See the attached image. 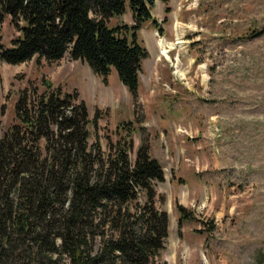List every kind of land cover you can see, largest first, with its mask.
<instances>
[{
    "label": "rangeland",
    "instance_id": "1",
    "mask_svg": "<svg viewBox=\"0 0 264 264\" xmlns=\"http://www.w3.org/2000/svg\"><path fill=\"white\" fill-rule=\"evenodd\" d=\"M171 1L170 17L159 26L179 34L169 33L166 41L173 44L177 35L182 44L175 54L172 46L167 59L177 80L162 87L157 104L145 95V103L140 96L135 106L114 68L104 82L68 55L56 63L0 62V137L15 121L18 94L30 83L40 92L48 86L77 91L91 122L99 113L97 127H88L89 144L97 142L105 155L109 141L123 142L126 129L117 126L142 119L130 128L131 158L145 140L164 169L165 181L155 184L157 207L169 216L162 260L264 264V0ZM127 11L117 24H126ZM19 36L8 17L0 48ZM179 208L190 214L181 229Z\"/></svg>",
    "mask_w": 264,
    "mask_h": 264
},
{
    "label": "trees",
    "instance_id": "2",
    "mask_svg": "<svg viewBox=\"0 0 264 264\" xmlns=\"http://www.w3.org/2000/svg\"><path fill=\"white\" fill-rule=\"evenodd\" d=\"M170 0H0V28L20 32L0 62L34 58L56 63L69 56L107 82L113 68L139 105L140 74L149 52L138 40L152 10ZM131 10L134 24L112 25ZM170 11L169 8L166 10ZM77 91L34 83L20 90L15 121L0 137V264H168L162 252L169 216L157 207L164 169L143 140L136 151L134 124L108 155L89 144L92 122ZM130 129V130H129ZM144 128H142L143 130ZM120 132V131H119ZM179 208V227L189 219Z\"/></svg>",
    "mask_w": 264,
    "mask_h": 264
},
{
    "label": "crops",
    "instance_id": "3",
    "mask_svg": "<svg viewBox=\"0 0 264 264\" xmlns=\"http://www.w3.org/2000/svg\"><path fill=\"white\" fill-rule=\"evenodd\" d=\"M179 0H173V3L175 2L176 4L178 3ZM171 0L168 3V5L164 4L161 1H157L155 4V7L152 11V15L154 17L155 20H157L159 22V24H161L163 21V19L165 20L167 17H170V14H167L166 12V8L168 7L169 9L172 8L171 6ZM156 8L158 9L157 12H155ZM127 21L126 24L128 25H133V16L131 13L130 9H127ZM173 12V11H172ZM123 17V16H122ZM122 19V18H121ZM121 19H119L121 21ZM178 14L177 12L175 13V20H178ZM119 20H114L113 23H118ZM164 26H160V28H162V30L159 29V33L161 36L165 37L167 40H170V34H173V30L169 31V33L167 34L166 31H163ZM156 27H154L152 25V22H147L145 23L141 30L139 31V40L141 41L142 45L148 50L149 52V58L146 59L143 64H142V72L140 75V86H139V95L141 96V99L143 101V103H145V95L148 97V99L153 98L155 103L157 104L159 102V100H157V97H160V95H162V87L165 85L171 86L172 82H176V77L173 76V67H171L170 64L167 63V59H170L169 57V53H170V49L172 48H168L165 51V58L161 56L160 54V50H159V46L157 43V37L155 35V29ZM144 33V35H143ZM175 33L174 32V36ZM179 35V34H178ZM174 38V37H173ZM173 40V39H172ZM165 42H167L165 40ZM167 44H170L167 42ZM173 54H175V51H173ZM146 61H150L149 66L147 67V71L145 70V62ZM169 61V60H168ZM112 74V72H111ZM111 76V75H110ZM145 77L146 79V84H143L142 82V78ZM145 91H144V90Z\"/></svg>",
    "mask_w": 264,
    "mask_h": 264
},
{
    "label": "bare ground",
    "instance_id": "4",
    "mask_svg": "<svg viewBox=\"0 0 264 264\" xmlns=\"http://www.w3.org/2000/svg\"><path fill=\"white\" fill-rule=\"evenodd\" d=\"M175 44H182V42L178 41ZM168 48H172V44L171 43L170 44H167L165 41H163L162 44H161V49H164V53L165 54H166V52H168V51H165Z\"/></svg>",
    "mask_w": 264,
    "mask_h": 264
}]
</instances>
